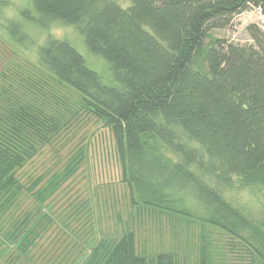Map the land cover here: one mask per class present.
<instances>
[{
  "label": "trees",
  "instance_id": "obj_1",
  "mask_svg": "<svg viewBox=\"0 0 264 264\" xmlns=\"http://www.w3.org/2000/svg\"><path fill=\"white\" fill-rule=\"evenodd\" d=\"M32 2L39 16L22 9L24 19L73 26L122 87L104 84L75 47L51 36L37 62L1 68L0 264H32L56 221L71 228L85 215L83 203L55 220L52 201L89 161L88 144L29 184L18 177L84 118L104 122L112 134L134 207L218 229L243 247L230 249L241 263L264 264V221L228 198L234 189H264V33L250 24L252 43L244 45L212 34L250 9L264 16V0H130L127 8L117 0ZM9 4L0 0V26L25 41L19 22L2 24ZM91 249L82 264H179L171 253L139 254L133 230ZM199 249L193 264L217 263L208 235Z\"/></svg>",
  "mask_w": 264,
  "mask_h": 264
},
{
  "label": "rangeland",
  "instance_id": "obj_2",
  "mask_svg": "<svg viewBox=\"0 0 264 264\" xmlns=\"http://www.w3.org/2000/svg\"><path fill=\"white\" fill-rule=\"evenodd\" d=\"M8 1L9 6L3 9L2 24L8 27L5 23L7 20L19 22L27 38L25 41L18 40L12 36L9 28L0 26V70L7 63L9 66H21L37 62L39 49L51 36L66 40L75 47L84 57L87 67L97 72L104 84L122 87L114 76L111 64L101 55L92 52L84 36L73 26L49 21V28L43 27L24 19L20 14V10L29 9L35 16H39L32 0ZM117 2L124 8L131 4L130 0ZM250 24H256L264 33V16L259 10L250 9L236 16L230 27L216 30L212 34L215 38L243 45L251 44L247 32ZM103 123L93 118L77 121L61 136L55 147L44 149L19 172L18 177L29 184L59 160L68 159L79 145L88 144L90 149L89 161L52 201L55 220H64L83 203L88 207L85 215H77L71 228L63 227V224L56 221L45 237L37 242L32 251L35 259L32 264H72L73 260L78 259V264H82L98 240L106 237L119 239L130 230L136 233L137 251L141 255L171 253L179 264H193L199 257L203 237L208 235L216 264H248L247 261H239L242 256L239 251H230L243 247L236 243L232 247L230 237L224 232L187 217L161 215L155 209L134 207L127 184L121 183L123 173L115 151L114 138ZM228 198L254 221H264V189H234L228 191ZM190 204L195 214L204 215L205 209L201 204L197 201ZM24 205V208L29 209L32 201L26 199ZM15 264H22V261Z\"/></svg>",
  "mask_w": 264,
  "mask_h": 264
},
{
  "label": "built area",
  "instance_id": "obj_3",
  "mask_svg": "<svg viewBox=\"0 0 264 264\" xmlns=\"http://www.w3.org/2000/svg\"><path fill=\"white\" fill-rule=\"evenodd\" d=\"M257 10H259V11H260V13H261V10H260V9H257Z\"/></svg>",
  "mask_w": 264,
  "mask_h": 264
}]
</instances>
